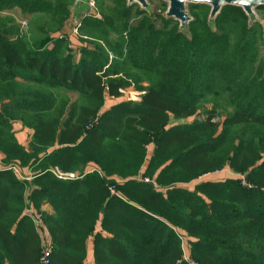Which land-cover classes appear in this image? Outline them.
Listing matches in <instances>:
<instances>
[{
  "label": "trees",
  "instance_id": "1",
  "mask_svg": "<svg viewBox=\"0 0 264 264\" xmlns=\"http://www.w3.org/2000/svg\"><path fill=\"white\" fill-rule=\"evenodd\" d=\"M93 2L76 53L62 33L74 2L0 0V264L40 263L25 213L45 206L50 264H264L263 24L232 5L212 20L189 4L182 28ZM131 89L140 101L105 109Z\"/></svg>",
  "mask_w": 264,
  "mask_h": 264
},
{
  "label": "rangeland",
  "instance_id": "2",
  "mask_svg": "<svg viewBox=\"0 0 264 264\" xmlns=\"http://www.w3.org/2000/svg\"><path fill=\"white\" fill-rule=\"evenodd\" d=\"M67 1L74 2L73 3L74 5L73 6L71 5L73 16L66 23V26L63 29L62 33L64 35H66V36L69 37L70 43H71V46H72V49L74 51H76V53H78L80 51V48L84 45L83 42L80 39L81 38V33L79 32V27L81 25V23H80L81 22V19L80 18L82 16H85L86 14H92V15H96V16H99V14H98V11L95 8V3L93 2V0H88V2H86L83 6H81L82 8H80V9H77L78 7H80L79 0H67ZM146 2L148 3V8L146 10L150 14L157 13V14H161L163 16L164 15L166 16L167 9H168V4L164 0H146ZM164 5H166L167 7L165 8ZM165 9H166V11H165ZM143 10H145V9H143ZM6 15H12V16H14V18L17 19L18 23L26 22V25H24L22 27L24 28L25 31L26 30L28 31V28L30 27L29 21H28L27 18H25L24 16H22V14L20 13L19 10H13L10 13H7ZM252 18L253 19L260 20L261 23L264 26V10L255 11V13L252 16ZM260 53H261L262 56H264V42H261V45H260ZM133 92H135V90H133ZM133 92H131V94ZM126 96H127V94L122 93V95L120 97L114 98V99L115 100H119V99H121L123 97H126ZM107 98H112V97L109 96V95H107ZM116 102H119V101H114V100H111L110 101L108 99L107 100V104L105 106V109H109ZM205 108H207V106ZM208 108H211V106H208ZM172 121H175L178 124H181L182 123V121H176L174 119H172L171 122ZM22 127L23 126H22L21 123H17V127L15 128L16 129V132H15V130H14V132L17 133V134H19L20 140L23 143H26V144L28 143V145H29L30 144L29 141H31V136H32L31 135V132L27 128H24L23 127L24 129H22ZM148 149H149V153L151 154L152 151H153V149H154V147L153 146H149ZM226 172L227 171H223L221 174L220 173H217L219 175L213 174L210 177L203 178L202 181L203 180H206V181H217V180H221V179L223 180V179H225L228 176V174ZM195 184H196V182L192 183V185H194V186H195ZM191 187H193V186H191ZM186 243H187V241H186ZM90 244H91V241L89 239L88 245H90ZM185 252H186L185 253V257L187 259L188 258V247L187 246L185 247Z\"/></svg>",
  "mask_w": 264,
  "mask_h": 264
},
{
  "label": "water",
  "instance_id": "3",
  "mask_svg": "<svg viewBox=\"0 0 264 264\" xmlns=\"http://www.w3.org/2000/svg\"><path fill=\"white\" fill-rule=\"evenodd\" d=\"M130 5L138 4L143 9L148 8L146 0H127ZM168 4L166 17L180 23L186 28L192 21L188 12L189 4H205L211 7L210 19H215L224 6L232 5L241 7L248 16H253L258 7L264 6V0H164ZM84 5L88 0H79Z\"/></svg>",
  "mask_w": 264,
  "mask_h": 264
},
{
  "label": "built area",
  "instance_id": "4",
  "mask_svg": "<svg viewBox=\"0 0 264 264\" xmlns=\"http://www.w3.org/2000/svg\"><path fill=\"white\" fill-rule=\"evenodd\" d=\"M26 25V22L22 23V26ZM134 89H131L127 92H124V94H127L126 97H123L124 99L128 100V101H140L141 100V93L135 91L133 92ZM131 92H133L131 94ZM10 169H12L20 178L23 179L22 173L20 171V169L16 166L10 167ZM53 173L55 174V176H57L59 179L61 180H76L78 179L77 174L75 173H65L59 170H53ZM218 173V172H217ZM244 178V177H243ZM146 182H148L149 180H145ZM243 184L246 186L251 187V185H249L246 180L243 181ZM46 212V210H41L38 213L36 212H26L25 214L32 220V222L34 223L37 232L40 234L41 238H42V256L40 258V263L39 264H50L51 263V256H52V252H53V245L52 242L50 241V236L47 233L46 230V226L44 223V213Z\"/></svg>",
  "mask_w": 264,
  "mask_h": 264
},
{
  "label": "crops",
  "instance_id": "5",
  "mask_svg": "<svg viewBox=\"0 0 264 264\" xmlns=\"http://www.w3.org/2000/svg\"><path fill=\"white\" fill-rule=\"evenodd\" d=\"M110 101L111 100H114L115 101V99L112 97V98H108ZM117 103V102H116ZM173 122V123H172ZM171 122V124L172 125H175L176 124V122L175 121H172ZM187 122V120H184V121H182V123H186ZM17 123L18 122H14L13 124H14V130H15V132H16V127H17ZM22 129H24L23 127H22ZM30 130V129H29ZM30 132H31V135L33 134V132L30 130ZM16 137H17V139L19 140V142L23 145V146H25L26 148H28L29 147V145H28V143L26 144V143H23L21 140H20V137H19V134H17L16 133ZM29 143H30V141H29ZM2 155H0V161H2ZM0 168H1V166H0ZM224 171H227L226 173L227 174H229L230 172H229V169H226V170H224ZM229 172V173H228ZM221 174V173H220ZM217 175H219V174H217ZM196 185V184H195ZM191 186H193V187H195L194 185H192V184H190L189 186H187L188 188L190 187V188H193V187H191ZM45 210L46 211H48L49 212V208H47V206H45ZM90 241H91V244L89 245V251H90V253H89V261H91V259H92V254H93V249H92V242H93V239H90Z\"/></svg>",
  "mask_w": 264,
  "mask_h": 264
}]
</instances>
